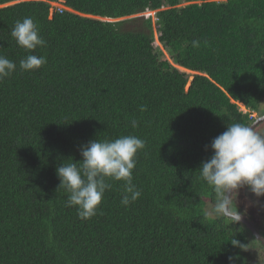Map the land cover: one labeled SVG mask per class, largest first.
I'll use <instances>...</instances> for the list:
<instances>
[{"label":"trees","instance_id":"16d2710c","mask_svg":"<svg viewBox=\"0 0 264 264\" xmlns=\"http://www.w3.org/2000/svg\"><path fill=\"white\" fill-rule=\"evenodd\" d=\"M47 1L72 11L0 0V55L17 65L0 81V264H248L230 243L247 244L246 229L206 215L213 191L198 168L226 125L264 115V0ZM25 17L45 46L11 37ZM154 24L173 62L197 74L189 87L160 59ZM29 54L46 64L21 71ZM126 135L145 141L132 171L141 196L122 205L124 182L108 179L97 214L80 219L57 167L90 140ZM250 202L242 213L258 225L264 197Z\"/></svg>","mask_w":264,"mask_h":264},{"label":"clouds","instance_id":"9594fccd","mask_svg":"<svg viewBox=\"0 0 264 264\" xmlns=\"http://www.w3.org/2000/svg\"><path fill=\"white\" fill-rule=\"evenodd\" d=\"M149 13L154 18L155 12ZM11 37L18 46L29 51L46 44L39 34L37 22L31 17L17 20L11 30ZM192 44L198 47L199 41H193ZM44 64V56L29 54L19 61V69L33 71ZM16 70V63L0 55V81ZM192 79L189 78L188 87ZM145 110L141 106L140 111ZM131 123L133 128L138 126L136 120ZM144 147L145 141L134 135L121 136L114 140L93 139L81 145L82 159L79 162L62 163L56 169L60 181L58 188H63L69 194L66 206H75L77 215L82 220L95 216L105 191L111 187L108 179L124 182L122 205L128 206L135 202L141 196V191L133 183L132 171L136 166V155ZM210 148L211 156L202 161L198 168L201 178L213 191L206 215L226 218L238 224L246 214V210L242 213L239 206L240 190L247 188L257 198V202L260 197H264V132L243 123L228 124L226 130L212 140ZM245 219L250 227L240 224L248 233V243H241L235 238L230 243L242 249L248 264H254L250 245L255 242L264 251V231H260L256 223Z\"/></svg>","mask_w":264,"mask_h":264},{"label":"rangeland","instance_id":"374dc122","mask_svg":"<svg viewBox=\"0 0 264 264\" xmlns=\"http://www.w3.org/2000/svg\"><path fill=\"white\" fill-rule=\"evenodd\" d=\"M28 1H31V0H28ZM35 1H43V2H45L47 4H49L50 10H51V12H50V18H52V16L55 14L56 9L58 7L64 8L65 11H72L69 7H67L65 5V2L64 1H57V2H55V1H47V0H35ZM13 4L14 3L8 4L7 6H11ZM182 5H185V4H182ZM150 15H152V14H150L149 12H146V13H144L142 15H137V16H144V17H146V16H150ZM137 16H134V17H137ZM132 18L133 17L123 18V19H119V21L120 20H126V19H132ZM152 19H153V21L155 20V13H154V18L152 17ZM102 20L103 21H106V20H109V19H102ZM109 21H118V20H109ZM154 29H155V43H154V46L158 50V52L160 53V59L161 60L169 61L170 64L174 68H176V69L180 70L181 72L185 73L191 79L194 73L193 72H190V71H187V70H183L182 67L178 66L177 64H175L173 62L172 57H171L169 51L162 44H160V42H159V35L160 34H159V31H157L158 30V26L155 25V24H154ZM178 67H180V68H178ZM260 111L261 112L264 111V101L262 103V106L260 108ZM256 116L258 117L259 114L254 115V117H256ZM256 130L259 131V132H264V123H261L257 127ZM247 191H248L247 188H243V189L240 190L239 198L241 200H239V206H240V204L247 202L248 206L250 207L252 205V203L250 201H252V202H256L257 201V198L256 197H254L252 199L249 198V197H247V195H245L247 193ZM210 201L211 200H209V199H205V209L206 210L209 207ZM256 216H257V214H256ZM257 219H258V228H259V230L260 231H264V216H263V220H260V218L258 216H257ZM250 252L252 253V258L254 260V264H264V251L260 248V246L257 243L254 242V243H252L250 245Z\"/></svg>","mask_w":264,"mask_h":264},{"label":"water","instance_id":"95a60500","mask_svg":"<svg viewBox=\"0 0 264 264\" xmlns=\"http://www.w3.org/2000/svg\"><path fill=\"white\" fill-rule=\"evenodd\" d=\"M261 123H264V115L263 116L259 115L258 117H256L255 122L251 126L257 128ZM240 223L243 224V226L245 227H250V224L245 218H242Z\"/></svg>","mask_w":264,"mask_h":264},{"label":"built area","instance_id":"2783aa9c","mask_svg":"<svg viewBox=\"0 0 264 264\" xmlns=\"http://www.w3.org/2000/svg\"><path fill=\"white\" fill-rule=\"evenodd\" d=\"M57 9H58V11H59L60 13H62L63 11H65L64 8H62V7H58ZM57 9H56V10H57ZM240 110H241L242 112H244V113L247 112V110H246L244 107H240Z\"/></svg>","mask_w":264,"mask_h":264},{"label":"flooded vegetation","instance_id":"af4514ba","mask_svg":"<svg viewBox=\"0 0 264 264\" xmlns=\"http://www.w3.org/2000/svg\"><path fill=\"white\" fill-rule=\"evenodd\" d=\"M260 113H261V114H264V111H263V112L260 111Z\"/></svg>","mask_w":264,"mask_h":264}]
</instances>
